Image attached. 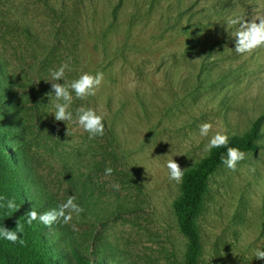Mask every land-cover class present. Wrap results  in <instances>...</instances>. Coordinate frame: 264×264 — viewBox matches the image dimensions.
<instances>
[{
    "label": "rangeland",
    "instance_id": "rangeland-1",
    "mask_svg": "<svg viewBox=\"0 0 264 264\" xmlns=\"http://www.w3.org/2000/svg\"><path fill=\"white\" fill-rule=\"evenodd\" d=\"M104 7L89 0H50L48 6L0 0V54L15 75L29 125L28 178L42 186L40 205L75 196L84 208L72 221L78 231L59 221L49 228L61 236L56 247H74L107 264H184L187 239L173 208L181 182L169 179L166 164L173 158L184 172L209 153L205 146L215 132L242 134L259 118L264 144V47L236 53L230 32L238 25H226L229 18L264 14V0H234L221 13L196 8L209 27L203 43L184 36L186 18L169 28L173 21L165 24L159 10L144 22L148 29L140 26L129 39L119 34L106 45L89 36ZM62 11L73 26L60 21ZM69 58L68 81L110 65L97 91L104 94L80 100L73 92L67 124L48 113L46 79ZM80 106L105 116L102 137L90 140L75 122ZM204 122L213 125L208 137L200 135ZM109 166L114 172L105 176ZM204 203L197 219L200 264H264L255 258L256 249H264V148L248 153L235 171L218 169ZM47 208L43 212L53 206ZM0 264H8L1 245Z\"/></svg>",
    "mask_w": 264,
    "mask_h": 264
},
{
    "label": "trees",
    "instance_id": "trees-1",
    "mask_svg": "<svg viewBox=\"0 0 264 264\" xmlns=\"http://www.w3.org/2000/svg\"><path fill=\"white\" fill-rule=\"evenodd\" d=\"M101 1L105 4L103 18L101 21L95 18L98 29L93 28L89 36L91 35V39L100 38L107 45L119 34L129 39L138 27L148 29L147 23L144 22L150 20L151 15L158 13L159 10L160 19L165 24L173 21L169 28L174 25L179 27L186 18V25L183 26L184 36L194 42L203 43L209 33V27L195 9L209 6L215 8L217 13H221L223 7L234 0H89L94 7H97ZM44 4L48 6L50 0H44ZM58 18L73 26V23L64 15V11L59 13ZM46 60L51 62L52 59ZM108 65L110 63H107L100 71L103 75L108 73L109 69L106 68ZM17 88L16 78L10 70L9 61L0 54V196L14 199L17 205L15 211L0 207V229L7 227L14 230L20 221L24 225L21 236L26 241L25 245H21L18 242L13 244L0 239V245L6 250L7 263L72 264L69 256L71 254L77 264H107L102 257L90 258L84 255L82 250L74 247L68 250L56 247V243L61 238L60 234L55 232L52 235V230L43 225L39 219L33 221L31 225L27 223V216L32 210H36L39 214L44 209H48L47 206L56 208L57 205L52 201L47 204L46 200L40 205L37 200L41 197L39 189L42 186L36 182L33 175L28 178L30 167L27 163L26 149L30 144L29 125L19 101ZM91 98L94 99L95 96ZM260 120L261 118L256 119L242 134L229 135L228 147H239L246 155L264 148V144L260 142L262 136ZM109 131L115 135L113 127H110ZM226 155V147L214 148L196 165L184 171L180 183L181 194L173 203L179 229L187 239L184 264H200L202 240L197 219L204 210V200L210 192V180L218 169L225 166L221 157ZM56 224L57 222L51 227H55ZM53 236H56V240ZM92 253H94L93 250H88V254Z\"/></svg>",
    "mask_w": 264,
    "mask_h": 264
},
{
    "label": "clouds",
    "instance_id": "clouds-1",
    "mask_svg": "<svg viewBox=\"0 0 264 264\" xmlns=\"http://www.w3.org/2000/svg\"><path fill=\"white\" fill-rule=\"evenodd\" d=\"M227 28H233L238 25L235 31L230 32V35L235 38V51L240 55L251 54L254 50L264 47V14L254 13L251 19L243 20L239 16L229 18L226 21ZM71 58L62 63L58 68L50 70V78L46 79L51 83V91L47 94L50 96L52 110L49 114H54L56 121H65L67 124L73 121V112L69 109L73 104V92L75 98L86 100L89 97L95 96L100 86L103 83V73L83 72L78 78L68 81L66 79V71L70 69ZM63 81V83H61ZM105 116L98 113L95 108L80 106L75 111V122L78 126L88 134V138L95 139L98 136H103L105 132ZM213 125L210 122H204L199 126L200 135L208 137L212 132ZM68 135L70 129L68 128ZM229 136L226 132L217 131L212 135L205 146V151L210 152L214 148H227L226 157L222 156V163L230 170L235 171L239 161L245 158L246 153L239 147H228ZM166 167L169 173V179L180 183L183 179V168L173 158L167 161ZM114 172L112 167L105 169V176H111ZM111 187L115 190L120 189L119 183H113ZM0 207L7 208L10 211H15L17 205L14 199H7L0 196ZM84 212V208L77 202L75 196L68 197L67 200L59 203L56 208L48 211L37 213L32 210L28 214L27 223L32 224L33 221H39L51 227L56 222H62L65 225H70L73 231L79 229L72 223L74 216L80 217ZM24 231V225L18 221L14 230L7 227L0 229V239L7 240L13 244L19 243L25 245L26 241L21 234ZM255 258L264 260V249L257 248Z\"/></svg>",
    "mask_w": 264,
    "mask_h": 264
}]
</instances>
